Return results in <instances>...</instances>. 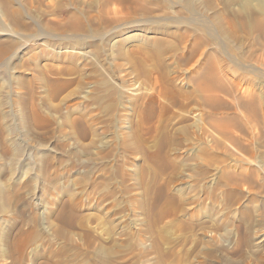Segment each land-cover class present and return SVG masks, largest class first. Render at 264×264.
Segmentation results:
<instances>
[{
  "label": "rangeland",
  "instance_id": "374dc122",
  "mask_svg": "<svg viewBox=\"0 0 264 264\" xmlns=\"http://www.w3.org/2000/svg\"><path fill=\"white\" fill-rule=\"evenodd\" d=\"M258 1L0 0V264H264Z\"/></svg>",
  "mask_w": 264,
  "mask_h": 264
},
{
  "label": "bare ground",
  "instance_id": "6f19581e",
  "mask_svg": "<svg viewBox=\"0 0 264 264\" xmlns=\"http://www.w3.org/2000/svg\"><path fill=\"white\" fill-rule=\"evenodd\" d=\"M259 2V5L261 4L263 7H264V0H261V1H258ZM263 24V21H261V23L259 24V26H263L262 28H264V25H262ZM259 28V27H258ZM262 30V29H261ZM236 79V78H235ZM242 81V80H241ZM244 81V80H243ZM243 81H242V83H243ZM234 82V84L235 85H237L239 88H240V91L242 92V94L245 96V97H247L246 95L247 94H250V92H251V89L248 87V86H245L244 84H242L240 81H233ZM247 82V81H246ZM211 83V82H210ZM232 83V82H231ZM234 84H233V86H234ZM248 84V83H247ZM216 85V86H215ZM215 86V87H214ZM204 88V87H203ZM207 88H208V90L210 89V90H213L214 88L215 89H220V87H219V84H215V83H211V84H209V85H207ZM223 88H225L224 86H223ZM206 89V88H205ZM222 90V89H221ZM205 91V90H204ZM218 91V90H217ZM206 92H207V90H206ZM210 92V91H209ZM209 92H207V93H209ZM219 92H220V90H219ZM211 93V92H210ZM253 93V92H252ZM249 96V95H248ZM253 97H254V95L252 94L251 95V99H253ZM248 98V97H247ZM250 99V98H249ZM248 99V100H249ZM251 99L249 100V101H251ZM215 100V99H214ZM218 102V101H217ZM253 104H252V103ZM251 102H246V104L244 103L243 105H242V107L244 108V110H245V112L247 111L248 113H251L250 111H252V112H254V111H256L257 110V108H255V107H253V105H254V100L253 101H251ZM220 103V102H219ZM256 103V102H255ZM257 104V103H256ZM256 104H255V106H256ZM258 105V104H257ZM255 108V110H252V109H254ZM246 112V113H247ZM254 114L256 115H258V111H257V113H255L254 112ZM251 116H253L252 114H250ZM257 115L255 116V117H257ZM246 117H248V116H246ZM254 117V116H253ZM16 160V159H15ZM13 161L14 162V165H15V163H16V161Z\"/></svg>",
  "mask_w": 264,
  "mask_h": 264
}]
</instances>
